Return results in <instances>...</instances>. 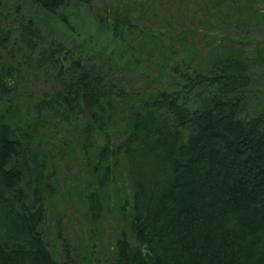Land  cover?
Segmentation results:
<instances>
[{
  "label": "trees",
  "instance_id": "16d2710c",
  "mask_svg": "<svg viewBox=\"0 0 264 264\" xmlns=\"http://www.w3.org/2000/svg\"><path fill=\"white\" fill-rule=\"evenodd\" d=\"M80 2L109 29L107 46L79 41L72 0H0V264H60L44 222L63 150L83 154L79 199L93 219L127 176L112 264H264V42L252 31L264 11L196 0L235 26L203 48L165 6ZM154 59L170 82L129 90ZM46 68L51 89L23 85Z\"/></svg>",
  "mask_w": 264,
  "mask_h": 264
},
{
  "label": "rangeland",
  "instance_id": "374dc122",
  "mask_svg": "<svg viewBox=\"0 0 264 264\" xmlns=\"http://www.w3.org/2000/svg\"><path fill=\"white\" fill-rule=\"evenodd\" d=\"M93 6L118 3L120 6L137 7L142 2H152L158 7L165 6L171 14L179 21L178 28H188L193 32V38L196 47H206L210 43V37L207 34L216 37L228 35L233 36L235 26L230 27L223 22L221 18H216L218 5L213 3L207 10L201 8L196 0H91ZM259 9L264 11V0H256ZM80 0H72L68 13L73 19L76 27V34H81L80 42L89 41L93 46L104 47L111 41L110 31L107 28L100 27L95 20L89 18L82 7ZM211 13V19L207 25L205 17ZM215 15V16H213ZM12 26L13 23H7ZM253 38L256 41L264 42V25H254L252 28ZM75 34V35H76ZM74 36V34H73ZM174 38L173 34H170ZM174 39L173 42H176ZM153 65H150L147 73L148 78L133 74L127 80L128 89L142 90V88L156 89L165 86L170 82V77L165 76L160 81V72L157 69L158 61L154 59ZM38 72V71H37ZM144 72V70H143ZM35 73V75H34ZM51 71L49 69L40 70L39 74L31 72L29 78L23 82L25 87L35 86L37 90L51 89L50 86ZM57 87V85H55ZM127 90V89H126ZM61 138L70 142L71 138L67 127L61 128ZM64 155L61 161L59 175L62 178L60 184L59 196H57V207L55 214L49 212L44 222V234L47 237L48 245L54 252L60 264H112L116 254V239L121 233L123 227L121 204L124 203L125 196L131 194L132 188L127 182V176L119 172V179L116 185L106 193L107 200L103 204V213L98 219H93L84 210V203L79 199V193L88 189L91 181L88 168L83 165L81 152H77L76 161L73 155L69 157L67 150H63ZM120 190V196L117 197V190ZM123 199L120 203V198Z\"/></svg>",
  "mask_w": 264,
  "mask_h": 264
}]
</instances>
